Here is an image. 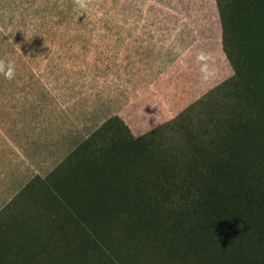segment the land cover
Masks as SVG:
<instances>
[{"label": "trees", "instance_id": "obj_1", "mask_svg": "<svg viewBox=\"0 0 264 264\" xmlns=\"http://www.w3.org/2000/svg\"><path fill=\"white\" fill-rule=\"evenodd\" d=\"M215 2L233 76L182 148L105 122L11 200L0 264H264V0Z\"/></svg>", "mask_w": 264, "mask_h": 264}, {"label": "rangeland", "instance_id": "obj_2", "mask_svg": "<svg viewBox=\"0 0 264 264\" xmlns=\"http://www.w3.org/2000/svg\"><path fill=\"white\" fill-rule=\"evenodd\" d=\"M221 32L215 0H90L86 12L73 0H0V59L15 65L14 79L0 74V222L110 119L133 138L167 127L161 150L181 149L172 122L188 112L196 124L233 76Z\"/></svg>", "mask_w": 264, "mask_h": 264}, {"label": "clouds", "instance_id": "obj_3", "mask_svg": "<svg viewBox=\"0 0 264 264\" xmlns=\"http://www.w3.org/2000/svg\"><path fill=\"white\" fill-rule=\"evenodd\" d=\"M73 4L75 7H78L81 10H87L89 4H90V0H73ZM208 58V54L205 53H200L197 56V60L198 61H205ZM201 73L204 79L208 78V70H207V64L206 63H202L201 64ZM0 74H3V76L5 77V79L7 80H12L15 78V65L13 62L11 61H7L5 59H0Z\"/></svg>", "mask_w": 264, "mask_h": 264}]
</instances>
